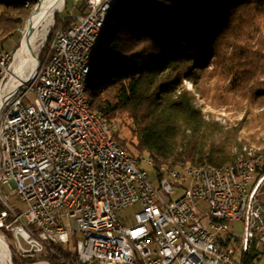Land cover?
Instances as JSON below:
<instances>
[{
    "label": "built area",
    "instance_id": "2783aa9c",
    "mask_svg": "<svg viewBox=\"0 0 264 264\" xmlns=\"http://www.w3.org/2000/svg\"><path fill=\"white\" fill-rule=\"evenodd\" d=\"M75 2L86 3L84 13L58 28L35 76L1 110L0 230L19 257L65 264H246L264 246V158L203 171L162 165L155 187L143 169L149 162L115 147L84 106L89 53L116 0ZM13 57L0 49V85ZM12 196L23 210L10 204ZM137 203L143 211L125 225L118 212ZM235 221L244 223L243 235L230 230Z\"/></svg>",
    "mask_w": 264,
    "mask_h": 264
},
{
    "label": "trees",
    "instance_id": "16d2710c",
    "mask_svg": "<svg viewBox=\"0 0 264 264\" xmlns=\"http://www.w3.org/2000/svg\"><path fill=\"white\" fill-rule=\"evenodd\" d=\"M36 5L37 0H0V49L21 36ZM85 8L84 2L80 13ZM206 64L214 66L207 73L216 72L221 81L231 115L225 123L204 113L186 86L196 85V68ZM262 69L264 0H120L86 93L92 110L112 127L126 115L121 123L126 134L115 129L114 135L132 157H147L157 166L223 168L248 157L252 148L264 156ZM229 244L226 240L224 247ZM262 250L263 245L254 249L245 263L260 264ZM64 256L73 261L69 253ZM13 261L39 260L16 256Z\"/></svg>",
    "mask_w": 264,
    "mask_h": 264
},
{
    "label": "bare ground",
    "instance_id": "6f19581e",
    "mask_svg": "<svg viewBox=\"0 0 264 264\" xmlns=\"http://www.w3.org/2000/svg\"><path fill=\"white\" fill-rule=\"evenodd\" d=\"M65 1L66 0H38L37 6L34 8V12L31 14L29 21L26 24L20 45L14 56L13 71L9 73V75L3 80L2 84L0 85V114L3 104L7 100V98L22 84L35 76L39 66V56L36 52V45L40 40L45 39L48 30L52 26L55 16L58 15L63 9ZM119 1L120 0H116L113 5H110L109 8L105 10L103 21L100 24V30L98 31V35L95 36V47L94 49H92V52L89 53V59L87 61V66L85 67L83 100L84 106L86 108V114L89 115L90 119L101 124L104 131L107 132V136L110 138L112 144L117 148H121L122 152L127 153L129 158H135L132 157L123 147H121L115 139L114 130L116 129L118 123L115 122L114 126L112 127L106 120H104L100 115L94 112L90 106V102L86 93L88 77L93 66L94 59L98 53L104 30L106 29L110 16L115 10L116 5ZM251 158H264V156L250 153L248 157L241 159L235 163L247 161ZM144 159L145 162H149V164L156 170V172L158 173V178L163 177L162 165L157 166L153 160L147 157H144ZM185 168L193 171H203L205 169H221L214 167H193L188 165H186ZM165 170H172V165H165ZM0 264H12L8 246L1 237Z\"/></svg>",
    "mask_w": 264,
    "mask_h": 264
},
{
    "label": "rangeland",
    "instance_id": "374dc122",
    "mask_svg": "<svg viewBox=\"0 0 264 264\" xmlns=\"http://www.w3.org/2000/svg\"><path fill=\"white\" fill-rule=\"evenodd\" d=\"M38 3V0H37ZM82 3H77L75 0H66L65 4L63 6V9L61 12L55 16L52 26L48 30V33L44 40H40L36 45V52L39 56V63L43 61L45 57V48L47 49L49 46V42L52 39L53 34L58 30L60 26H63V28H67L66 22L68 20H73L70 18V16H76L80 14V7ZM37 6V5H36ZM34 10L32 11V13ZM31 13V14H32ZM1 14V10H0ZM31 16V15H30ZM29 20V19H28ZM28 21L26 22V24ZM26 27V25H25ZM24 27V29H25ZM23 30H21V36L19 38H16L15 40H10L7 45L5 46V50L7 52H11L13 56H15L17 49L20 45L22 36H23ZM48 51V50H47ZM47 53V52H46ZM14 58V57H13ZM14 64V61H13ZM213 65L209 66V64L204 65L202 69L200 68V65L198 68H196V79H194L196 85L192 84L190 81L186 83V86L189 90L192 91V93L195 95V102L197 106L207 114H212L217 120L225 123L227 119L231 117L229 113H227L226 107L224 106L226 103V100L224 101L222 97V93L219 91L221 88V81L217 79L216 72H214L212 75H210L208 70L213 69ZM13 71V66L12 70ZM206 72V73H205ZM262 76L259 77L260 82H262V88L261 90H264V71L262 69ZM33 97V96H30ZM126 115H122L121 118L117 119L118 125L116 127V130H121V135L124 136L123 133L126 134L125 128L122 126V121L124 120ZM122 127V129H121ZM255 154V148L249 149L248 154ZM143 169H145L148 172L149 179L153 183L155 187H159V181H158V173L156 170L149 164L145 163L143 164ZM7 192V194H12L13 191L7 187L4 188ZM178 196L174 195L171 198H167L168 201L177 199ZM258 200L260 205V212L263 215L264 218V184L262 185L261 189L258 192ZM10 204L15 209H24V205L19 201V199L15 196H12L10 200ZM205 207V206H204ZM143 211V206L141 203H137L136 205L123 209L118 212L119 219L123 221L125 225H132L135 222V217L138 213ZM230 230L234 232L235 236H240L244 234V223L240 221H235L230 224ZM0 237L5 241V243L8 246V249L10 251V259L12 264H14V257H18L19 254L17 250L15 249L14 242L11 239V236L5 235L3 230H0ZM70 249L73 250V252L76 251V247L73 244L69 245ZM263 255L261 256V262L260 264H264V250H262ZM39 261L33 263V264H43L42 262H46L49 256L42 257V258H35ZM50 261V260H49ZM48 263V262H46ZM51 263V261H50ZM52 264V263H51Z\"/></svg>",
    "mask_w": 264,
    "mask_h": 264
},
{
    "label": "water",
    "instance_id": "95a60500",
    "mask_svg": "<svg viewBox=\"0 0 264 264\" xmlns=\"http://www.w3.org/2000/svg\"><path fill=\"white\" fill-rule=\"evenodd\" d=\"M29 21V20H28ZM198 68V67H197Z\"/></svg>",
    "mask_w": 264,
    "mask_h": 264
}]
</instances>
